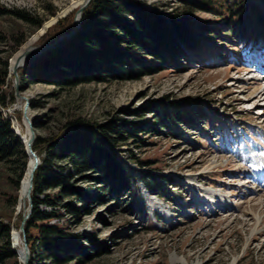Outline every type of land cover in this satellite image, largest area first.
<instances>
[{
	"label": "rangeland",
	"instance_id": "rangeland-1",
	"mask_svg": "<svg viewBox=\"0 0 264 264\" xmlns=\"http://www.w3.org/2000/svg\"><path fill=\"white\" fill-rule=\"evenodd\" d=\"M81 1L0 0V9L6 10L0 13V97H14L8 107L0 104V112L25 141L22 96L28 99L30 118L45 126L33 127L35 136L45 134L48 127L57 130V116L61 120L82 116L98 122H139L152 120L147 113L134 116L153 100L189 98L200 106L197 113L188 116L187 128L163 118L164 131L146 136L143 147H135L129 140L112 148L133 175L144 171L168 179L171 184L164 188L171 202L150 195L138 180L132 184L135 192L131 198L122 199L126 196L122 191L101 205H94L76 231L93 232L106 243L108 252L87 264H264V98L257 97L264 88V49L258 51L263 45L257 44L240 54L224 45L220 52L210 50L196 59L186 57L185 64L177 68L139 79L79 84L58 94L53 93L52 85L42 82L30 83L20 90V67L16 90L9 68L14 59L27 46L45 43V38L54 32L41 37L60 19H65V26ZM140 1L167 11L174 3ZM253 1L264 8V0ZM70 9L73 10L65 12ZM8 10L25 12L43 22L35 29L32 23L18 19ZM61 12L65 13L60 15ZM197 15L211 18L208 13ZM54 17L57 21L43 28ZM31 99L39 100L40 107H30ZM132 153L149 164L135 163L130 159ZM28 160L30 164L32 158ZM12 177L11 171L0 164V224L10 229V246L15 255L0 264H23L14 233L19 234L28 198L22 196L19 203L21 180L15 187ZM134 198L139 205L137 212L128 207ZM17 242L21 249V236ZM32 260L30 252L29 262Z\"/></svg>",
	"mask_w": 264,
	"mask_h": 264
},
{
	"label": "trees",
	"instance_id": "trees-1",
	"mask_svg": "<svg viewBox=\"0 0 264 264\" xmlns=\"http://www.w3.org/2000/svg\"><path fill=\"white\" fill-rule=\"evenodd\" d=\"M172 1L167 11V8L146 6L140 0H91L72 37L58 47L29 58L20 68V90L30 83L42 82L52 85L53 93L58 94L79 84L139 79L160 70L177 68L185 64L186 57L196 59L210 50L219 51L224 45L239 54L247 48L252 50L257 44L264 45V8L253 0ZM4 11L0 9V13ZM198 12L208 13L211 18H201ZM9 13L32 23L35 29L43 22L25 12L12 10ZM64 21H57L41 38L54 32L53 36L45 38L47 42L71 30L72 19L65 26ZM263 49L264 46L259 51ZM203 61L201 58L200 62ZM5 72L6 64L2 68V73ZM13 101L12 94L8 100L4 95L0 97L2 107H8ZM29 105L37 108L41 104L31 99ZM198 109L199 103L189 98L158 99L134 116L147 113L152 120L98 122L82 116L64 120L57 116V130L48 127L45 134L36 135L32 148L40 164L32 177L33 205L24 225L34 256L29 264H87L107 253L106 243L99 241L93 232L84 234L76 229L94 205H101L122 191L126 195L122 199L131 198L135 192L132 184L138 180L150 194L171 202L164 188L170 183L168 179L144 171L133 175L112 148L129 140L135 147H143L146 136L164 131V119L186 127L188 116ZM31 120L35 129H45L38 119ZM18 133L22 137L21 132ZM132 155L130 159L135 163L149 164ZM28 162L24 145L12 131L10 119L0 112V164L11 171L15 187L21 180L19 203L30 172ZM135 198L129 201L128 207L137 212L139 205ZM19 237L14 233V244L22 260ZM0 240L2 262L15 256L7 225L0 224Z\"/></svg>",
	"mask_w": 264,
	"mask_h": 264
},
{
	"label": "water",
	"instance_id": "water-1",
	"mask_svg": "<svg viewBox=\"0 0 264 264\" xmlns=\"http://www.w3.org/2000/svg\"><path fill=\"white\" fill-rule=\"evenodd\" d=\"M90 1L91 0H84L75 9L74 15H73V18H72L73 28L71 30H69L68 32L62 33L61 35L53 38L52 40H49V41L43 43V44H36L34 47L26 49V52H25V54L23 56L24 59L21 58V57L16 58L14 63L9 67L11 72H12V74H13V76H14V86H15L16 90H18V88H19V86H18V73H17L18 69L20 67L24 66L27 63L26 60L28 58L37 57V56H39L40 54H42L43 52H45V51H47L49 49L58 47L66 39L72 37L78 31L79 26H80L82 13H83L84 9L88 6ZM63 16H65V14ZM56 21H57V19H54L50 24H47L44 28L50 26L51 24L55 23ZM22 98L25 100V103H24V106H23V120L27 124V127L29 129L28 140L25 142L22 139V137L19 135L18 130L16 128H12V131L22 141V143L24 145V151L27 154V156L28 157L32 156L34 158V163H33V166H32V172H31V177H30L31 180H30V185H29L30 187H32V177H33L34 171L36 170V168L40 164V160H39L38 155L36 154V152L32 148V144L34 143L36 136H35L34 128H33V125H32V120H31L30 116H28V113H27L28 99L26 97H24V96H22ZM31 211H32V199L29 198L27 211L23 212L22 220H21V223L19 225V231L22 234L23 248L25 250V256H24L23 264H28L29 258H30V252H29V248H28L27 241H26V238H25L24 225H25L26 219L29 217Z\"/></svg>",
	"mask_w": 264,
	"mask_h": 264
},
{
	"label": "bare ground",
	"instance_id": "bare-ground-1",
	"mask_svg": "<svg viewBox=\"0 0 264 264\" xmlns=\"http://www.w3.org/2000/svg\"><path fill=\"white\" fill-rule=\"evenodd\" d=\"M84 0H82L81 2H80V4L83 2ZM79 4V5H80ZM78 5V6H79ZM77 6V7H78ZM73 9H70V10H67V11H65V12H69V11H72ZM65 12H61L60 13V15H62L63 13H65ZM57 17V16H56ZM56 17H54V19H56ZM50 21V22H49ZM53 20H51V19H49L47 22H48V24H50L51 22H52ZM47 22H45L44 23V26H43V28L47 25ZM40 33H41V31H39ZM39 36H40V34H39ZM36 44H39V43H35V44H33V45H30V46H27L26 48H24L21 52H20V54H18V56L16 57V58H18V57H21V58H23V56H24V54H25V52H26V49H28V48H31V47H34ZM16 58L14 59V61L16 60ZM24 59V58H23ZM14 61H13V63H14ZM23 61V60H22ZM12 63V64H13ZM257 97H259V98H264V88H261L260 89V91L258 92V94H257ZM28 116H29V114H28ZM24 124H26L25 122H24ZM26 126H27V124H26ZM26 135H27V140H28V137H29V129H28V127L26 128ZM26 140V141H27ZM32 158V160H31V162L33 161V163H34V158L32 157V156H30L29 157V159H31ZM30 162V163H31ZM33 166V165H32ZM32 166H30V164H29V168H30V172H29V175H28V177H27V182H26V187H25V193H24V195H23V197H24V199L26 200L27 198H28V200H27V204H28V202H29V198H31V191H32V187H30L29 185H30V180H31V172H32ZM30 193V196L28 197V194ZM32 199V198H31ZM24 201V200H23ZM27 208H28V205H27V207H26V209L23 211V212H26L27 211ZM18 231H19V228H18ZM19 234H20V236H21V249H22V255H23V262H24V256H25V250H24V248H22V234H21V232L19 231Z\"/></svg>",
	"mask_w": 264,
	"mask_h": 264
}]
</instances>
